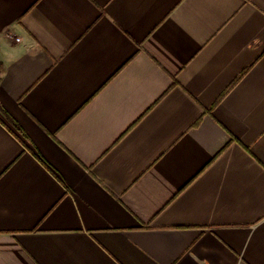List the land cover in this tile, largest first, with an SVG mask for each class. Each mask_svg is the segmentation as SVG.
<instances>
[{"label":"crops","instance_id":"1","mask_svg":"<svg viewBox=\"0 0 264 264\" xmlns=\"http://www.w3.org/2000/svg\"><path fill=\"white\" fill-rule=\"evenodd\" d=\"M0 264H264V0H0Z\"/></svg>","mask_w":264,"mask_h":264}]
</instances>
